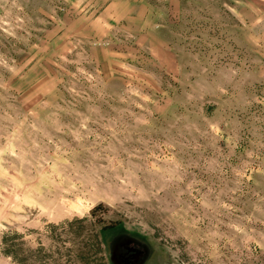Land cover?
<instances>
[{
    "label": "rangeland",
    "instance_id": "374dc122",
    "mask_svg": "<svg viewBox=\"0 0 264 264\" xmlns=\"http://www.w3.org/2000/svg\"><path fill=\"white\" fill-rule=\"evenodd\" d=\"M264 264V0H0V264Z\"/></svg>",
    "mask_w": 264,
    "mask_h": 264
},
{
    "label": "flooded vegetation",
    "instance_id": "af4514ba",
    "mask_svg": "<svg viewBox=\"0 0 264 264\" xmlns=\"http://www.w3.org/2000/svg\"><path fill=\"white\" fill-rule=\"evenodd\" d=\"M126 250L125 253H122L119 256L115 255V258L123 264H135V260H137V257L141 252L134 247H126Z\"/></svg>",
    "mask_w": 264,
    "mask_h": 264
}]
</instances>
